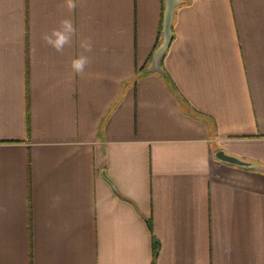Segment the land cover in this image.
Segmentation results:
<instances>
[{
    "label": "crops",
    "instance_id": "obj_1",
    "mask_svg": "<svg viewBox=\"0 0 264 264\" xmlns=\"http://www.w3.org/2000/svg\"><path fill=\"white\" fill-rule=\"evenodd\" d=\"M178 1L0 0V264H264V0Z\"/></svg>",
    "mask_w": 264,
    "mask_h": 264
},
{
    "label": "clouds",
    "instance_id": "obj_2",
    "mask_svg": "<svg viewBox=\"0 0 264 264\" xmlns=\"http://www.w3.org/2000/svg\"><path fill=\"white\" fill-rule=\"evenodd\" d=\"M64 6L70 11H75L78 6V0H64ZM76 27L71 19H62L57 27L42 34L44 43L58 53H62L66 47L71 46L73 37L76 35ZM82 49L81 53L73 57L69 62V67L73 74L82 75L91 64V56L94 44L91 38L85 37L80 40L79 44ZM58 199V198H57Z\"/></svg>",
    "mask_w": 264,
    "mask_h": 264
},
{
    "label": "water",
    "instance_id": "obj_3",
    "mask_svg": "<svg viewBox=\"0 0 264 264\" xmlns=\"http://www.w3.org/2000/svg\"><path fill=\"white\" fill-rule=\"evenodd\" d=\"M179 4L180 2L178 0H164L161 39H160V43L158 44V46L156 47V49L152 54L151 67H150L151 71L162 73V70L160 68V61L162 60L168 46L170 45L172 39L171 27L174 17V9ZM214 157L216 160L228 165H233L245 169H257L264 171V167L259 164L244 161L239 158L226 155L223 151L215 152Z\"/></svg>",
    "mask_w": 264,
    "mask_h": 264
},
{
    "label": "trees",
    "instance_id": "obj_4",
    "mask_svg": "<svg viewBox=\"0 0 264 264\" xmlns=\"http://www.w3.org/2000/svg\"><path fill=\"white\" fill-rule=\"evenodd\" d=\"M161 28H162V24L160 25V29H159V33L161 34ZM160 66H162V60L160 61ZM137 77V76H136ZM135 77V79H136ZM134 79V81H135ZM146 223H147V226H148V229L150 230V232L152 231V227H151V223H150V220H146ZM152 251H153V257L156 255V251H157V241L155 239V237L152 235Z\"/></svg>",
    "mask_w": 264,
    "mask_h": 264
}]
</instances>
